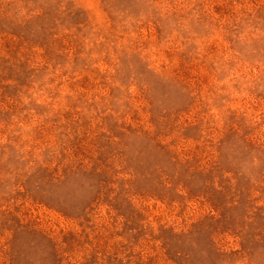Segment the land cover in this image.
<instances>
[{
    "label": "rangeland",
    "instance_id": "rangeland-1",
    "mask_svg": "<svg viewBox=\"0 0 264 264\" xmlns=\"http://www.w3.org/2000/svg\"><path fill=\"white\" fill-rule=\"evenodd\" d=\"M0 264H264V0H0Z\"/></svg>",
    "mask_w": 264,
    "mask_h": 264
}]
</instances>
